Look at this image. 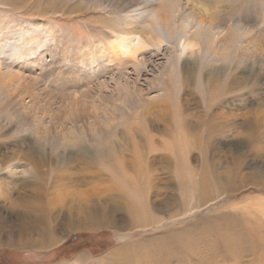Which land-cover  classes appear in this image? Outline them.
<instances>
[{
	"label": "rangeland",
	"instance_id": "obj_1",
	"mask_svg": "<svg viewBox=\"0 0 264 264\" xmlns=\"http://www.w3.org/2000/svg\"><path fill=\"white\" fill-rule=\"evenodd\" d=\"M63 1L0 0V168L13 169L0 171V264H60L81 253L85 261L73 264H264V179L250 168H264V139L253 138L245 153L220 154L224 166L246 155L231 162L236 174L216 167L239 187L227 191L222 180L212 179L208 190L197 185L205 157L194 137H206L209 116L221 110L233 111L234 130L245 133L242 111L259 110L261 118L264 105L230 91L205 102L198 77L187 70L196 61L206 72L214 61L200 46L189 54L172 29L158 28L163 43L131 59V45L118 43L126 33L112 25L140 15L135 6ZM152 1L156 7L159 0ZM205 1L201 7L219 5L228 23H253L264 36V0ZM187 12L201 15L197 7ZM144 14L140 24L150 13ZM250 86L241 94L250 95ZM252 86L258 96L260 83ZM89 111L105 134L100 145L90 143L103 148L93 157L98 164L87 163L85 143L73 139ZM256 144L261 156L251 158ZM93 217L96 229L84 225ZM48 234L60 239L44 246ZM9 235L23 243L9 245ZM103 245L108 249L99 251Z\"/></svg>",
	"mask_w": 264,
	"mask_h": 264
},
{
	"label": "bare ground",
	"instance_id": "obj_2",
	"mask_svg": "<svg viewBox=\"0 0 264 264\" xmlns=\"http://www.w3.org/2000/svg\"><path fill=\"white\" fill-rule=\"evenodd\" d=\"M49 1L53 2L54 0ZM65 1L66 0H64L63 2ZM205 2V0H159L157 6L152 7L151 5H153L154 3V1L152 0H121L120 6L122 5L123 8H126V10L131 6H135L133 12L137 14L140 12V15L137 16L133 13L126 14L127 18L125 20V24H123L124 26L119 27L118 25H111L112 27L114 26L113 28L118 29L117 31L126 33L124 38H122L121 36L118 39V43L119 45H121V47H128V45H131V49L129 51L131 59H137V54L139 53V51L153 45L160 46L163 43V39L165 38L163 37L162 39L163 35L161 36L160 29L158 28L162 27L163 30L165 28L172 29L175 35H181L180 42L183 44L184 49H191L192 53L189 54L197 53V51L193 50L200 46V50H202L203 53L208 54V57H210L212 61H214L209 63L210 67L206 70V72L203 71V67H199L196 61H192V68H189L187 70H192V77H198V79L194 83L199 86L205 102L212 101L214 103L218 99V97L226 95V93L230 91V93H235V99L241 100L242 102L251 101V99L255 97V102L257 105H264V80L261 81L262 78H259V71L262 69L264 70V36H260L261 34H257V31L254 30L255 26L253 23H251L252 25L248 22L247 24L242 22L235 23L234 21L232 23H228V20L226 19L227 17H223L226 15L221 14V9L218 7L219 5L209 4L210 6L206 7V5H202L203 7H201L200 4H204ZM187 6H190L192 9L197 7L198 11L200 10L201 15L195 17L194 14H189V12H187ZM70 7H68V10L70 12H73V10L78 8L79 5L76 4L71 8ZM240 7L239 9H241ZM236 12L237 9L235 7H232L230 15L233 16L236 14ZM141 13H150L147 15V19L145 21H142V24L139 23L141 21V16L143 15H141ZM188 28L191 29V31H189ZM206 81L207 83H209V85H206ZM258 82L262 87H257V91L259 93L257 96V94L254 95L253 93L255 88L252 85H257ZM248 85H251L250 91L244 92L250 93V95L252 93V97L249 94L247 96L244 95V93L241 94V90L245 86L247 88ZM208 112L210 113L209 110ZM232 112L221 110L212 113L211 116L208 115L211 118L210 120H208L207 131L205 134L206 137L201 134V131L200 134L196 133V135L194 136H197L198 140V144L195 145V147L198 148L202 155L205 157V165H202L199 172L201 174L200 179L197 181V185L202 189L208 190L209 186L212 185V179H216L218 183L220 180H222V182H220V187L226 189L227 191H233L236 188H239L238 185L232 181V177H228L229 174L224 177L222 175L223 178H221V173L217 170L216 167L218 166V168L226 169V171H230L231 174H236L238 172V167L232 165L231 162L235 161L236 163L238 162L240 156L244 157L246 155L242 154L241 152H239L241 154H238L236 152L239 156L235 157L236 154L234 155L233 153L232 155L234 156H231L232 160H228L230 161L228 163L225 161L228 165L224 166V162V164L221 165L222 159L220 154L227 149L244 152L243 148L247 147L250 144L249 141H251L253 138H256L259 142H262V139H264L263 113V117L260 118L259 110L250 109L242 111V113L240 114L242 117L241 123L242 127L246 128V130L244 129L245 133H241L240 131L234 130V127L237 124V118L232 117L233 115H235ZM84 119H89L90 121L88 120L87 123L84 122L85 124L81 132L79 131L78 134L74 132L73 139H76V137H78L85 143V145H83L84 149H82L85 161H87V163L89 164H91L92 162H97L98 164L99 161H96L93 157L97 153L99 154V152L104 153L103 148L99 150L100 146H98L96 149H94L90 146V143L97 142L100 145L104 140V129L101 127L98 116L91 111L88 112V116ZM202 124L205 123L201 122V125ZM105 125H107L106 131L110 132L113 127V120L111 118L106 119ZM216 130L220 131L217 133L222 132L221 134H219L222 136V138L220 137L221 139L217 145L216 143L213 144L211 142V140L215 138ZM261 131L263 132V135L260 134ZM224 132L226 133V136ZM227 136H229L230 139ZM205 138H207V140H205ZM151 141L154 142L153 139H151ZM112 148L114 149V144H112ZM260 148L261 145L256 144V146H254L253 149L250 150L248 155H250L251 158L253 156H255V158L260 157ZM106 150H108V148ZM154 151H156V148L154 149ZM150 153L152 154V152ZM7 168L8 170H6ZM250 168H254L252 172L254 171L253 173H256L255 175L258 174L259 177L261 176L264 179V168L262 167V165L260 166L259 164H255L254 166L251 165ZM211 169L215 174L213 175V177H211L209 173ZM1 170H6L5 173L7 174L8 172V175L13 174V169H9V167L0 168V171ZM203 194L205 195V193ZM205 197H207V194L205 195ZM95 218H97V216H95ZM95 218L93 217L90 222H85L84 225L90 227L91 229H96L100 225V223ZM1 231H3V229L0 228V232ZM9 236L7 240V243L9 245L15 246L21 245L23 243L24 239L20 240ZM55 237V234L51 236L50 234H48L45 240H42V242H44L45 244L44 246H51L54 245L55 242H58L56 241V239L60 238ZM0 242H2L1 234ZM87 256V254L81 253L76 257L75 261H67L60 264H73L78 261H83L85 258H87Z\"/></svg>",
	"mask_w": 264,
	"mask_h": 264
},
{
	"label": "trees",
	"instance_id": "obj_3",
	"mask_svg": "<svg viewBox=\"0 0 264 264\" xmlns=\"http://www.w3.org/2000/svg\"><path fill=\"white\" fill-rule=\"evenodd\" d=\"M106 249H108V245H103L101 249H99V251H105Z\"/></svg>",
	"mask_w": 264,
	"mask_h": 264
}]
</instances>
